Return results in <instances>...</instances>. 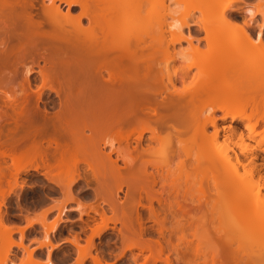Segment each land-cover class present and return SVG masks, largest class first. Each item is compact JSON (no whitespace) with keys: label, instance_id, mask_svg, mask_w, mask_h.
Here are the masks:
<instances>
[{"label":"bare ground","instance_id":"bare-ground-1","mask_svg":"<svg viewBox=\"0 0 264 264\" xmlns=\"http://www.w3.org/2000/svg\"><path fill=\"white\" fill-rule=\"evenodd\" d=\"M155 1L163 4V0H126L122 4L113 0H0V179L16 181L29 169H38L34 162H40L44 174L66 168L73 169L70 172L76 180L87 179L85 174L93 171V163L77 144L83 130L70 123L68 116L73 113L89 116L94 122L92 132L118 135V147L110 143L104 152L105 144L98 145L89 152L113 169H117L118 159L132 160L147 150L142 147L144 134L150 133L148 141L157 142L162 141L161 132L166 131V138L172 135L169 129L178 138L188 132L189 138L191 133L197 136L196 141L201 142L195 147L196 164L204 160L217 170L225 158L209 151L205 155V142L215 144L219 131L225 129L217 125L215 112L219 110L223 114L220 120L237 121L246 130V140L254 142L245 148L240 144L242 149L233 154L234 165L264 182L254 161L256 153L264 154V12L258 7L242 10L232 2L243 0H228L220 16L227 28L217 31L221 34L218 43L212 42L215 31L188 20L181 24L187 35L182 29L171 32L169 42L161 30L149 25L137 26L122 40L117 39L120 25L142 19L143 2ZM208 1L196 0L199 6ZM127 6L133 10L122 14ZM241 13L249 16L241 17ZM257 16L260 23L255 29L251 26ZM197 25L205 33L204 50H200L198 38L193 45L190 28ZM231 34L232 40L227 38ZM182 41L188 44L186 52L171 49ZM157 57L164 60L163 66ZM176 58L187 60L179 74L168 72ZM192 68L197 69L195 85L176 89L175 82L184 83ZM17 78L22 80L16 82ZM47 92L57 101H43ZM56 105L58 110L50 112ZM233 107L238 109L232 111ZM234 129L232 133L243 142V134ZM77 154H83V159H73L74 168H69L68 163H74L71 157ZM79 163L86 165L85 174ZM230 169L228 174L223 169L228 185L241 184V175L231 174ZM150 176L155 182L156 176ZM241 187L235 192L245 196ZM259 192L256 198L248 196L257 199ZM153 193L151 187L147 192L150 200L157 199ZM255 219L250 217L249 225Z\"/></svg>","mask_w":264,"mask_h":264},{"label":"rangeland","instance_id":"rangeland-1","mask_svg":"<svg viewBox=\"0 0 264 264\" xmlns=\"http://www.w3.org/2000/svg\"><path fill=\"white\" fill-rule=\"evenodd\" d=\"M113 1L122 4L126 0ZM243 1H234L232 5L254 11L258 7L264 12V0ZM227 2L209 0L200 6L196 0L143 2L142 19L121 24L117 39L122 40L137 26L149 25L161 30L169 42L171 32L182 29L187 35V28L181 24L188 20L215 31L212 42L218 43L221 34L217 31L227 28L220 22L221 8ZM132 10L127 6L122 14ZM241 14V17L249 16ZM259 23L260 16L253 24L250 22L255 29ZM190 29L195 37L193 45L198 38L200 50L206 49L205 33L198 25ZM253 35L254 39L256 30ZM171 49L186 52L188 44L182 41ZM157 58L163 66L164 60ZM186 61L176 58L169 64L168 72L179 74ZM196 74L197 69L192 68L184 83L176 81L174 87L182 90L185 84H194ZM21 80L17 78L16 82ZM53 99L57 101L54 94L47 92L43 101ZM57 110V105L49 109ZM215 115L219 118L218 128L225 129L219 131L215 144L205 142V155L209 151L225 158L224 163L217 164V170L209 168L204 160L198 163L201 165L196 164V149L201 142L196 141L197 136L190 134L193 141L188 132L178 138L169 129L171 137L169 134V138L165 137L166 131L159 134L162 141H148L151 134H144L142 147L147 150L132 160L118 159L117 169H113L107 161L94 158L89 152L98 145L105 144L104 152L110 143L118 147V135L92 132L94 122L89 116L78 113L68 116L74 128L83 130L77 144L93 163V171L87 172L86 165L79 163L80 172L85 169L83 174L87 172V179L74 178L70 172L73 169L69 168L78 158L83 159V154H77L76 158L71 157L75 162L69 160L67 164L70 171L65 168L44 174L40 162H34L32 165L38 169H29L16 181L0 179V264H264L263 179L257 180V175L248 177L241 166L234 165L233 158L241 147L254 142L246 140V130L240 123L228 118L220 120L223 114L219 110ZM231 126L243 134V142L232 133ZM132 146H135L133 142ZM115 158L113 155L112 159ZM254 161L260 168V177H264V154L256 153ZM224 168L241 175L242 187L239 183L235 186L241 187L245 196L235 192L239 188L235 190V186L228 185ZM150 173L156 176L155 182ZM151 187L157 199L148 198ZM257 190L260 195L251 200L256 198ZM253 212L256 223L249 225Z\"/></svg>","mask_w":264,"mask_h":264}]
</instances>
